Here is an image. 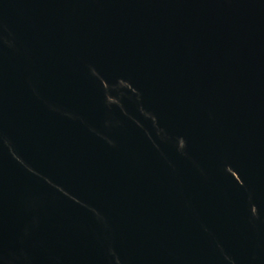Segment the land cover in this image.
<instances>
[{"label": "water", "instance_id": "95a60500", "mask_svg": "<svg viewBox=\"0 0 264 264\" xmlns=\"http://www.w3.org/2000/svg\"><path fill=\"white\" fill-rule=\"evenodd\" d=\"M0 264H264V0H0Z\"/></svg>", "mask_w": 264, "mask_h": 264}]
</instances>
